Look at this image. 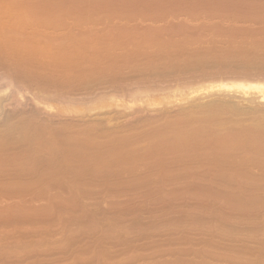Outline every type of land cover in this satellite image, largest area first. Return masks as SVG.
Returning <instances> with one entry per match:
<instances>
[{"label": "bare ground", "instance_id": "obj_1", "mask_svg": "<svg viewBox=\"0 0 264 264\" xmlns=\"http://www.w3.org/2000/svg\"><path fill=\"white\" fill-rule=\"evenodd\" d=\"M134 2L117 25L109 13L78 17L91 26L52 33L44 38L55 44L27 53L3 50L0 158L44 157L31 176L65 179L61 191L113 190L114 178L159 189L176 176L209 190H264V0ZM88 179L101 184L78 183Z\"/></svg>", "mask_w": 264, "mask_h": 264}, {"label": "rangeland", "instance_id": "obj_2", "mask_svg": "<svg viewBox=\"0 0 264 264\" xmlns=\"http://www.w3.org/2000/svg\"><path fill=\"white\" fill-rule=\"evenodd\" d=\"M83 1L0 0V42L2 41L0 46H3L0 47V56L6 55L4 53L6 49L10 56L12 54L10 52H22L24 47L27 51L24 50L22 54H25V51L27 53L31 47H43L51 42L55 44L54 42L57 41L53 42L50 39L48 41L52 33L58 38L60 37L58 35H63L69 28L78 26V29L80 27L84 29L88 25L91 26L84 20L82 22L85 23L82 25L78 17L81 19L84 16L83 19L89 20L100 15L107 16L109 13L108 16H113L114 20L109 25L115 23L117 25L116 19L128 15L129 10H133L137 5L134 2L136 0L133 2L126 0L127 3L125 0ZM143 1L148 4L153 0ZM97 5V8H101H95ZM1 13L5 16H1ZM17 15L20 16L19 19ZM31 17L39 19L36 23L33 21L35 18L29 22L28 19H32ZM47 19L54 24H46V21L49 22ZM30 28L32 32L36 28L35 31L41 34L37 33L38 36L35 31V33L30 32ZM47 36L48 38L45 39ZM33 37L34 39H31ZM69 39L62 41L71 42ZM13 43L15 46H12ZM16 44L19 47H16ZM7 55L5 57H9ZM3 63L4 61L0 62V71L7 69V66L4 68L6 62L4 65ZM21 73L25 75L24 70ZM20 156L0 158V264H185L187 262V264H264V250H261L264 249V190L227 189V191L218 187L219 189L211 188L214 190L212 191L202 187L204 181L198 183L199 180L194 181L195 179L190 178H183L188 179V183L184 180L187 185L185 182L179 185L183 180L181 181V177L177 179L176 176V178L171 177L172 180L162 181L163 189H140L137 180L126 181L114 178L111 179L113 181H109L115 184L113 190L84 188L82 191L80 188L81 190L76 189V191L68 189L61 191L57 188L67 183L65 179L53 177L54 179L43 180L31 176L32 168L48 163L49 160L44 157L32 158L28 153ZM116 179L119 181L117 182ZM173 179L176 181L173 182ZM91 180L96 182L88 179L78 180V183L88 181L86 185L95 187L101 184L98 179ZM189 182L192 188H182L183 190L180 188L188 185L191 187ZM192 182H196L198 186ZM54 185L55 188H51ZM196 186L198 189H195Z\"/></svg>", "mask_w": 264, "mask_h": 264}]
</instances>
